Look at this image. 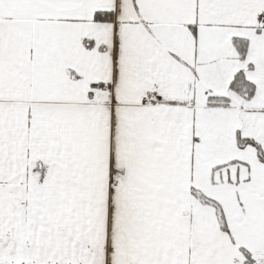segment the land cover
<instances>
[{"label": "snow or ice", "instance_id": "snow-or-ice-1", "mask_svg": "<svg viewBox=\"0 0 264 264\" xmlns=\"http://www.w3.org/2000/svg\"><path fill=\"white\" fill-rule=\"evenodd\" d=\"M0 264H264V0H0Z\"/></svg>", "mask_w": 264, "mask_h": 264}]
</instances>
